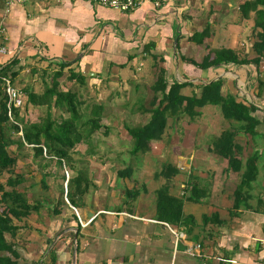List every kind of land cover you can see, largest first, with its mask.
I'll list each match as a JSON object with an SVG mask.
<instances>
[{
  "label": "crops",
  "instance_id": "crops-1",
  "mask_svg": "<svg viewBox=\"0 0 264 264\" xmlns=\"http://www.w3.org/2000/svg\"><path fill=\"white\" fill-rule=\"evenodd\" d=\"M180 1L166 0L160 7H155L149 0H142L140 8L124 13L86 0H0V47L6 46L9 50L8 55L1 59V69L8 68L9 77L11 72L16 73L13 87L27 97L26 90L41 93L42 85L53 79L54 74L60 71V65L69 63L61 79L69 81L71 71L83 77V86L95 94L96 102L105 109L104 113L113 114L102 122L103 127L110 128L120 125L124 128L126 121H144L142 125L148 123L151 115L145 111L146 102L160 69L166 70L169 85L174 82L191 84L182 90L185 95L199 94V85L222 79V94L236 97L237 102L252 103L238 98V95L247 99L254 95L264 96V87L259 86V82L264 84V57L258 66L207 70L183 60L201 63L214 51L210 42L217 38L214 28L220 23L212 25L217 21L214 19L217 13H212L214 9L209 2L184 0L180 5ZM240 4L235 11L239 13L238 21L234 20L236 13L230 11L222 19L218 18L221 24H226V31L233 34L229 38L231 45H221L218 50L233 49L243 58L254 59L258 56L253 49L257 37L249 42L250 53L243 54L232 45L236 33L242 28H245V42L255 31V14L243 19ZM198 21L201 24L198 25ZM208 26L210 36L203 45L191 42L194 34L203 32ZM260 31L256 30L255 34ZM225 38L230 42L228 36ZM194 45L204 48L198 54L200 57L193 56L198 51ZM247 67L252 71L245 69ZM249 84L253 87L248 93ZM77 85L81 86L79 82ZM195 86L197 92L193 88ZM256 106L262 114L260 111H264V105ZM217 109L206 106L200 110L201 117L205 118ZM173 123L168 121L167 129ZM181 123L182 130L180 127L178 130L183 135V130L190 125ZM209 123L205 129L196 125L193 134L200 129L202 132L206 130L207 135ZM239 138L236 137V142ZM111 139L121 143L118 136L112 135ZM160 142H152L151 145L158 146ZM173 146L178 151L173 156L165 154L162 161L179 169L180 173L169 180V194L183 199L182 221L171 224L158 218L156 193L165 187L167 180L158 176L162 166L155 164L153 170L146 167L151 166V159L155 161L154 156L164 153L147 152L141 156L147 161L146 166L132 170L130 155L114 150L108 152L106 158L116 160L117 167L104 169L99 176L110 174V187L115 186V189L104 203L97 200L91 207L84 205L77 209L84 223L93 219L82 228L79 236L71 239L77 222L70 208L62 211L63 225H58L62 226L59 231H53L56 224L50 217L43 221L33 213L26 219L35 220L29 249H26L31 258L43 255L39 260L43 264H264V146L259 148L260 151L258 148L253 151V155L258 156V176L252 184L251 198L237 210L234 209L233 197L243 171L229 170V162L209 148L203 152L202 148L199 150L196 144H192L191 153L184 156L179 145ZM120 158L132 166L130 177H118L119 171L126 168ZM170 158L173 162H167ZM239 159L245 165L247 159ZM99 182L95 181L94 185L97 187ZM191 182L207 192L199 202L185 199ZM139 189H144V192ZM133 190H137L136 197L127 199V192ZM105 192L100 191L103 196ZM70 207L73 209L72 205ZM204 219L208 221L205 223ZM20 233L24 234L23 229ZM198 244L202 246V257L189 256L187 250ZM25 262L34 263L26 258Z\"/></svg>",
  "mask_w": 264,
  "mask_h": 264
},
{
  "label": "trees",
  "instance_id": "trees-1",
  "mask_svg": "<svg viewBox=\"0 0 264 264\" xmlns=\"http://www.w3.org/2000/svg\"><path fill=\"white\" fill-rule=\"evenodd\" d=\"M149 1L154 3L156 0ZM239 11L243 19H248L250 14L254 13L255 31L261 30L256 34L258 40L253 45V49L258 55L256 58H243L237 51L223 48L211 51L201 63H197L192 59L183 58V60L201 70L229 66H258L264 57V0L245 1L239 5ZM209 36L210 27L208 26L203 32L194 34L190 40L198 45H203L205 39ZM69 66V63H62L60 71L54 74L51 85L45 84L47 85L46 89L41 93L38 94L32 90L25 91L29 106L46 107L48 109L46 117L41 121L31 122L24 119L21 113L22 110L14 106L10 107L11 119L9 117L8 97L4 94L3 87L0 84V175L4 173H10L11 175L6 184H0V264H20L22 255L16 249L15 243L8 241L7 237L10 235L11 238H16L23 228L19 224L28 219L33 213H40L42 208L47 206V203L41 202V200L31 203L23 193L18 192L16 189L24 181V176L18 173L17 170L19 161L17 154L19 153L15 155L11 153L10 149L17 147V150L21 151L30 148L34 152L33 158L49 160L51 163H55L58 168H62L73 161L72 154L78 145L85 140H90L95 133L102 129H105L106 134L108 129H111L102 125L105 112L102 105L96 102L97 104L90 105L92 110L86 113L82 110L84 103L79 101L81 97L78 92L60 90L59 79L63 77L64 69ZM7 70L6 67L1 69L0 74L3 77L10 78L13 85L16 73L11 72V77H9ZM68 80L85 85V79L72 71ZM259 83L260 88L264 87V84ZM189 86L191 84L188 82H174L169 85L166 70L160 69L158 79L151 89L153 99L150 105L152 109L145 110L151 115L148 123L130 127V122L126 121L124 126L130 138V143H132V149L129 153L132 157L130 162L141 160V156L150 151L152 142L162 140L169 119L180 121L181 118L187 116L191 120H196L201 116L200 110L204 107H217L225 120L239 124L238 127L232 126L233 128L223 131L214 140L211 152L226 159L229 162V170L237 173L243 171L240 184L233 197L234 209H240L251 198L252 184L258 176V156L255 154L249 156L244 165L238 157L237 151H241V147L237 144L236 137L239 132H244L253 140L260 135H264V132H260L261 127H264V121L259 116L254 115L259 113V108L253 103L246 105L237 102L234 96H224L222 94V79L199 85L201 89L199 94H183L182 90ZM262 96L263 94L254 95L253 97L260 99ZM262 99H264V96ZM51 109H61L62 113L67 114L68 117L62 116L56 119ZM19 133H22L21 137H14ZM119 161L122 163L127 162L121 158ZM131 167L127 165L125 169L119 171L118 177H130ZM70 169H72L71 166ZM76 173L75 177L64 178V180L67 183L66 199L74 208L79 209L84 207L81 200L90 193L88 190L92 183L89 174L83 171ZM179 173V169L175 165L166 163L163 164L162 170L158 174V176L167 180L165 187L156 193L160 221L176 224L183 219V199L175 198L169 194V180ZM45 178L42 183H45ZM188 188V197L185 199L190 202H199L207 196V192H204L203 188L194 182L189 183ZM131 192H127L129 199L137 194ZM52 206L51 215L54 217L61 216L62 209L58 206ZM73 219L77 222L76 232L73 233L74 238L80 235L82 226L75 213ZM207 221L208 219H204L205 223Z\"/></svg>",
  "mask_w": 264,
  "mask_h": 264
},
{
  "label": "rangeland",
  "instance_id": "rangeland-1",
  "mask_svg": "<svg viewBox=\"0 0 264 264\" xmlns=\"http://www.w3.org/2000/svg\"><path fill=\"white\" fill-rule=\"evenodd\" d=\"M137 1H142V0H137ZM196 0H190L191 3H194ZM248 0H202V2H209L210 4H212V9H214V11L212 12L213 14L217 13L214 19H217L216 22H214V25H217L220 23L219 26H215V30H214V36L217 38H214L211 42H210V46L212 47V49L214 50H218L219 46H229L231 45V40L229 39L230 37L233 36V34L231 32H227V28L225 29V23L221 24L222 21H219L220 19H222L225 15V13L227 11H230L231 13H236L234 15V20L235 22L238 21L239 17V13L235 12L237 11V7L238 4L241 2H245ZM184 3V0L180 1V5ZM222 5H221V4ZM209 4V5H210ZM204 7V6H203ZM124 13H130V12H124ZM221 14V15H220ZM214 17V16H213ZM218 18H220L218 20ZM202 20V19H201ZM203 21H206V18L203 19ZM234 21H230V23H232ZM197 24H201L199 23V21L197 22ZM252 27V23L250 24ZM223 29H225V31H223ZM245 28H242L240 30L239 33H241L242 35L240 36L239 33H236V39L234 40V42L232 43V45H234L235 48H237V50L240 52L244 53H250L251 49H250V44L249 42H253L254 39L256 38V34L255 31L254 33L250 34V32L246 35L248 36L249 34L251 35L249 38L248 42H245L243 39V32H244ZM250 31V30H249ZM226 36H228V40H226ZM219 38V39H218ZM198 51L195 55L193 56H198L200 57L198 54L201 53V50H204V48L201 47H197L196 45H194ZM192 52V51H191ZM242 57V55H240ZM249 71H252L251 67H247L245 68ZM249 74V72H247ZM250 78H251V74H249ZM63 79L59 80L60 83V90L62 91H73V92H78L80 94V102L84 103V105L82 106V110L86 113L90 112L91 106L90 105H94L97 104L96 103V96L94 93L90 92V90L85 89V87L83 85L79 86L77 85V82H71V81H65ZM47 83H44V85H42V90L44 91L46 89L47 85H51V80L48 79ZM47 84V85H45ZM252 84L247 85V92L248 90L252 89ZM194 90H196L197 92V88L196 86L193 87ZM17 90V89H16ZM18 91V90H17ZM19 92V91H18ZM20 93V92H19ZM249 93V92H248ZM21 95V99H22V106L20 107L21 113H22V117L28 121L31 122H35V121H41L43 120L46 115H47V111L48 109L46 107H32L29 106V104L27 103V97H23L24 95ZM251 97V98H250ZM249 99H247L246 97H242L240 95H238V98H245L244 100H246V102L251 101L253 104L255 105H264V99L263 96L262 98H258V97H253L250 96ZM153 99V94L150 93V96L148 97V100L146 102L147 105V109H152L150 102ZM251 104V103H250ZM215 109H217L215 107ZM52 114L54 115V117L56 119H59L60 117L64 116V117H68L67 114H63L61 109H51ZM261 113L258 114H254L256 116H259L260 119H262L264 121V111H260ZM115 114H117V112H115ZM107 116H113V114H107L104 113L103 115V120L102 122H105V119L107 118ZM12 119V116H11ZM173 121L175 123H173ZM181 122H187L188 125L190 126H186L187 129L185 128L183 130V135L180 134V130H182ZM210 122V123H209ZM144 123V121H134V123H132L130 121V127L134 126V125H142ZM173 125L167 129V131L165 132L166 134H164V137L162 138L161 142L159 143V145H155L152 144L151 145V149L150 151H154L156 154L163 152L164 154L162 155H158V156H154L155 157V161L151 159V166L150 167H146L149 168L151 170H153L155 164H158L159 166L163 167V159L166 158L165 154L169 153L170 155H174L175 152L178 151L174 149L173 144L179 145L181 147V151L182 154L185 155H189L192 151V148H190L193 145H197L196 147L200 150V148H202V151L205 152L207 151V149L209 148V150L211 151V147L213 146V142L214 140L217 138V136L222 133L225 130H229L233 127H238L239 124L225 120L221 111L220 110H216L215 113H211L209 114L207 117L202 118L201 116L196 118V120H191L190 118H188L187 116H184L183 118H181V120H171L169 119V124ZM209 123L211 124L209 129L207 130L208 134H206V130H204L202 132V130L199 129V132L197 134H193L195 131V127L196 125H201V129H205L204 127L206 126V124ZM104 125V124H103ZM233 126V127H232ZM116 126V128H111L108 129V132L106 134V132H104L105 129H102L101 131L97 132L94 134V136L88 140V141H84L83 143H81L80 145H78L75 149V151L73 152V161L66 165L63 166L62 168H58V166L55 165V163H51L49 160H44L42 158H33L34 157V152L30 149V148H25L22 149L21 151L17 150V147H12L10 149L11 153L13 154H17L19 161H18V173H20L21 175L24 176V181L18 185V187L16 188L18 190V192L23 193L26 198L31 202V203H35L37 200H41V202L47 203V206H45L44 208H42V210L40 211L41 214H34V216L38 215L39 219L45 221L46 218L48 219L50 217V219L52 218L55 222L56 226L55 229L53 231H59L58 229H61L62 226H58L63 225L62 218L59 217H54L51 215V206H58L62 209V211H66L67 208H70L71 212L74 214V210L71 209L70 205L67 201H66V182L64 180V178L68 179V178H73L77 175L76 172L79 171H83L87 174H89V178L91 180L92 185L90 186L89 190L90 193H88L85 198H83L81 200V202L84 203L85 206L90 205L93 206V202L95 201H99L104 203L105 199L111 198V193L113 191L114 188L110 187V183H111V179H110V174L109 175H105L102 177L99 176L101 171H104V169H109V168H116L117 167V161L116 160H110L107 159L106 157L108 156L107 153L110 151H124V155L126 154L127 156L129 155L131 149H132V143H130V138L125 130V128L122 127V125H120V127ZM180 127V130H178ZM189 129V130H188ZM111 130V132H110ZM191 130V131H190ZM202 132V133H201ZM260 132H264V127H261ZM264 134V133H263ZM22 133H19L17 135H15L14 137L19 138L21 137ZM86 135V133L84 134V136ZM115 135L118 136L121 140V143H118L117 141H114L113 139H111V136ZM237 136H240V138L237 140L238 145L241 147V151H237L238 155L240 158H242L243 160H246L249 156L253 155V151L258 148L257 151H260L261 149H259L260 147L264 146V135L263 136H258L256 137L254 140L252 139V137H250L249 135L245 134L244 132H239V134ZM186 137V138H184ZM204 137V139H202ZM188 139V140H187ZM194 139H196V141H194ZM116 142V143H115ZM157 146V147H156ZM206 146V150L204 149V147ZM149 152V151H148ZM180 153V152H179ZM129 159H132V157H129ZM115 163H113V162ZM121 161V160H120ZM167 162H173V159L170 158L168 159ZM150 162L148 161V164ZM134 167H132V170L135 167H138V169L144 168L147 164L146 160H133L132 163ZM70 166L72 169H70ZM123 166L127 167L126 163H123ZM115 170V169H114ZM114 172V171H113ZM10 173H4L0 175V184H6V181L8 180V178L10 177ZM45 178V183H42V180ZM95 181H100L99 183H97V187L96 185H94ZM113 182V181H112ZM44 184V185H43ZM8 190H11L10 188H7ZM63 189H64V193H63ZM122 189V188H120ZM109 190V191H108ZM124 192V188L122 189ZM141 193L144 192V189H139ZM100 191H106V195H104V193H100ZM108 191V192H107ZM92 192V193H91ZM131 193L136 194L137 190H133ZM92 194V195H90ZM133 194V195H134ZM136 197V196H134ZM124 198V195H123ZM128 199V197H127ZM52 206V207H53ZM70 217V216H68ZM66 217V219L68 218ZM45 219V220H44ZM69 219V218H68ZM35 220H24V222H22L21 227H23V232L24 234H21L19 232V234L17 235L16 238H11L10 235H8L7 239L10 242L15 243L16 245V249L18 251H20L21 255H22V259L20 260V264H25V258L28 260L33 261V264H43V262L39 261L40 259H42L43 255L40 256V258H31V255H29V251H27L26 249H29V244H30V234L31 232H33L34 229V223ZM64 221V220H63ZM62 223V224H61ZM65 223V222H64ZM45 224V223H44ZM26 225V226H25ZM31 227V228H30ZM42 227V226H41ZM83 228V227H82ZM60 232H63L60 231ZM65 235V234H64ZM69 236V235H68ZM71 239H73V233H72V237ZM15 241V242H14ZM76 245V244H75ZM25 257V258H24ZM46 257H44L45 259ZM39 261V262H38ZM32 264V263H31Z\"/></svg>",
  "mask_w": 264,
  "mask_h": 264
},
{
  "label": "built area",
  "instance_id": "built-area-1",
  "mask_svg": "<svg viewBox=\"0 0 264 264\" xmlns=\"http://www.w3.org/2000/svg\"><path fill=\"white\" fill-rule=\"evenodd\" d=\"M86 1L93 3V4H98V5L108 7V8L116 9V10H119L121 12L135 11L138 8H140V6L143 3L142 1H137V0H86ZM165 2H166V0H156L154 2V6L160 7ZM8 53H9V50L7 49L6 46L0 47V70H1V65H2L1 59L4 56L8 55ZM0 84L3 87L4 94L8 97L9 117L11 118L10 107L14 106L15 108H20L22 106L23 101L21 99L20 93L13 87L10 78L3 77L0 74ZM66 201L68 202L67 199H66ZM73 210L78 215L77 209L73 207ZM78 218H79L80 224L83 228L87 227L93 221V219L91 218L86 223H84L81 220V218L79 217V215H78ZM201 248H202V246L200 244H198L197 246L188 249L187 254L191 257H198V258L202 257Z\"/></svg>",
  "mask_w": 264,
  "mask_h": 264
},
{
  "label": "water",
  "instance_id": "water-1",
  "mask_svg": "<svg viewBox=\"0 0 264 264\" xmlns=\"http://www.w3.org/2000/svg\"><path fill=\"white\" fill-rule=\"evenodd\" d=\"M90 216H92V215H90Z\"/></svg>",
  "mask_w": 264,
  "mask_h": 264
}]
</instances>
